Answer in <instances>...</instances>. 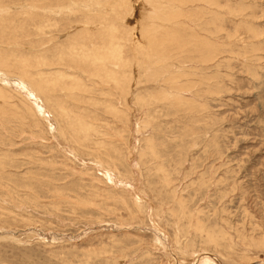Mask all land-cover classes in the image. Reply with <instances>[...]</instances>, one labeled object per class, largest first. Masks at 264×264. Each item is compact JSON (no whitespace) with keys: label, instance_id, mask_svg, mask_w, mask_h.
Instances as JSON below:
<instances>
[{"label":"rangeland","instance_id":"rangeland-1","mask_svg":"<svg viewBox=\"0 0 264 264\" xmlns=\"http://www.w3.org/2000/svg\"><path fill=\"white\" fill-rule=\"evenodd\" d=\"M101 1L0 0V264H264V0Z\"/></svg>","mask_w":264,"mask_h":264},{"label":"bare ground","instance_id":"bare-ground-1","mask_svg":"<svg viewBox=\"0 0 264 264\" xmlns=\"http://www.w3.org/2000/svg\"><path fill=\"white\" fill-rule=\"evenodd\" d=\"M99 1H100V0H99ZM113 1H114V0H112V2H111L110 0H107V1H106L107 3H102V1H101V2L98 3V4H99L98 6L100 7V6H106V5H108V4H110V5L113 4L112 7H111V8L113 9L112 12H114L115 14H118L119 16L122 15L123 10H121V6L118 4V0H115V1H117V3H115V4H114ZM130 1H132V0H122L123 4H126L127 6H129ZM135 1H136V0H135ZM138 1H140V0H138ZM145 1H148V2L151 4V1H153V0H145ZM145 1H144V2H145ZM161 1H162V0H160V2H161ZM178 1H181V0H178ZM189 1H191V0H189ZM119 2H120V1H119ZM157 2H158V0H157ZM184 2H185V1H184ZM191 2H192V1H191ZM163 3H164V2H163ZM90 4H91V3H90ZM133 4H134V3H133ZM141 4H142V3H141ZM154 4H155V1H154ZM76 5H77V4H76ZM172 5H173V4H172ZM85 6H86V5H85ZM87 6H88V5H87ZM91 6H92V5H91ZM136 6H137V5H136ZM136 6H135V7H136ZM99 7H98V8H99ZM131 7H132V6H131ZM135 7H134V8H135ZM140 7H141V6H140ZM149 7H150V6H149ZM160 7H161V6H160ZM163 7H164V6H163ZM163 7H162V8H163ZM171 7H172V6H171ZM107 8H109V7H107ZM107 8H106V9H107ZM122 8H123V7H122ZM100 9H101V8H100ZM100 9H99V10H100ZM102 9H104V8H102ZM123 9H124V8H123ZM127 9H128V8H127ZM166 9H167V8H166ZM71 10H72V9H71ZM134 10H135V9H134ZM157 10H158V9H157ZM163 10H164V9H163ZM105 11H106V10H105ZM159 11H160V10H159ZM161 11H162V10H161ZM176 12H178V11L175 10V13H176ZM108 13H109V12L106 11V15H100V16L103 17V18H104V17L106 18L107 15H111V12H110L109 14H108ZM125 13H126V12H125ZM135 13H136V12H135ZM155 13H156V12H155ZM178 13H179V12H178ZM100 14H101V13H100ZM103 14H105V13H103ZM126 14H127V13H126ZM129 14H130V13H129ZM132 14H133V13H132ZM159 14H160V12H159ZM159 14H158V16H160ZM161 14H162V13H161ZM135 15H136V14H135ZM135 15H134V16H135ZM141 15H142V14H141ZM149 15H150V14H149ZM151 16H152V15H151ZM151 16H149V17H151ZM154 16H155V15H154ZM176 16H177V15H176ZM116 17H117V16H115V18H116ZM136 17H137V16H136ZM131 18H132V17H131ZM131 18H130V19H131ZM146 18H147V17H146ZM136 19H137V18H136ZM140 19H141V18H140ZM147 19H148V18H147ZM163 19H164V18H163ZM147 24H148V23H147ZM147 24H144V25H147ZM149 24H151V23H149ZM141 25H142V24H141ZM112 27H113V26H112ZM112 27H111V28H112ZM90 28H91V27H90ZM93 28H94V27H93ZM97 28H98V27H97ZM143 28H144V27H143ZM91 29H92V28H91ZM94 29H95V28H94ZM146 29H147V27H146ZM160 29H161V28H160ZM103 30H104V29H103ZM175 30H176V29H175ZM148 31H149V30H148ZM108 32H109V31H108ZM98 33H99V32H98ZM175 34H176V33H175ZM142 35H144V37L146 36L145 38H147V36H148L149 34H148V32H147V35H146L145 33L143 34V32H142ZM149 36H150V35H149ZM149 36H148V37H149ZM151 38H152V37H151ZM148 39H149V38H148ZM150 40H152V39H150ZM150 40H149V41H150ZM144 41H145V40H144ZM153 41H154V40H153ZM141 42H142V40H141ZM151 42H152V41H151ZM149 43H150V42H149ZM137 46H139V45H137ZM141 47H143V46H141ZM144 48H145V47H144ZM149 49H150V47H149ZM145 51H147V50H145ZM42 85H43V84H42ZM39 87H40V85H39ZM41 88H42V87H41Z\"/></svg>","mask_w":264,"mask_h":264}]
</instances>
